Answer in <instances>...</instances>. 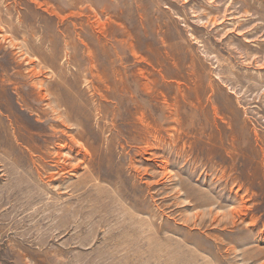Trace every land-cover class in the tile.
I'll use <instances>...</instances> for the list:
<instances>
[{
	"label": "rangeland",
	"instance_id": "obj_1",
	"mask_svg": "<svg viewBox=\"0 0 264 264\" xmlns=\"http://www.w3.org/2000/svg\"><path fill=\"white\" fill-rule=\"evenodd\" d=\"M0 264H264V0H0Z\"/></svg>",
	"mask_w": 264,
	"mask_h": 264
}]
</instances>
